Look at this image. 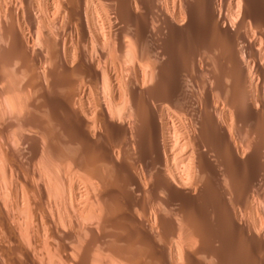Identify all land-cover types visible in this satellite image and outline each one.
Here are the masks:
<instances>
[{"label": "bare ground", "instance_id": "6f19581e", "mask_svg": "<svg viewBox=\"0 0 264 264\" xmlns=\"http://www.w3.org/2000/svg\"><path fill=\"white\" fill-rule=\"evenodd\" d=\"M257 1L0 0V264H264ZM203 23L214 32L209 49L193 53L186 72L175 67L163 102H144V93L125 109L131 99L114 100L123 84L105 70L108 97L101 106L95 95L94 106L101 60L80 42L137 62L135 100L163 71L174 79L173 35L182 43ZM211 76L219 92L210 93L222 92L226 106L200 104L194 80ZM113 131L125 138L118 148L106 145Z\"/></svg>", "mask_w": 264, "mask_h": 264}, {"label": "rangeland", "instance_id": "374dc122", "mask_svg": "<svg viewBox=\"0 0 264 264\" xmlns=\"http://www.w3.org/2000/svg\"><path fill=\"white\" fill-rule=\"evenodd\" d=\"M259 1H260V0H259ZM259 1H257V5H258L259 7H261V8H263V6H264L263 1H262V0H261L262 2H259ZM258 3H259V4H258ZM203 24H204V23H203ZM208 27H210L209 24H204L203 26H201L200 24L197 25V28L192 29V30H194V31L190 30V32L187 33V35H188V34L191 35V34L193 33V36L191 35L192 37L189 36V35H188L187 37H185L186 35H185V36L183 35V36L181 37L182 41H183V39H184V41H185V42L183 41L182 43L180 42V41H181L180 38H179L180 35H179V37L177 36L178 38L176 37L177 34H174V35H173L174 37L172 36V37H173V40H172L171 43L173 44V47H172V44H171V46L168 47V48H170L171 50H170V51L168 50V51H169V53H170V52L172 51V49L175 48V49H177V52H175L176 50L173 49V51L171 52L172 54H169V55H171V57H172V58H171L172 61H169V67L167 68L168 71H169V73H170V77H171L172 75L175 76L174 73H176V75H177V71H179V72H178V75H179V73H181L182 71H183V72H186V70H188V69L190 68V65H191V63H192V60H195V58L197 57V56H195V55L198 53V51H197L198 49H199V50H200L201 48H202V50H203V49L205 50V48H206V49H209V47H210L209 44H211V41L208 40V39H211V40L213 39L212 37L214 36V32H213V36H212V34H211L212 32L210 31L211 29L208 28ZM207 28H208V29H207ZM195 30H196V31H195ZM197 30H198V31H197ZM200 30H201V31H200ZM208 30H209L211 33H210ZM194 32H196L195 35H197V34H198V35H197V36H194ZM206 32H207V33H206ZM203 34H204V36H203ZM205 34H206V35H205ZM208 34H211V35H208ZM200 35H201V36H200ZM207 35H208V37H207ZM202 36H203V37H202ZM205 36H206V39H205ZM209 36H212V37L210 38ZM172 37H171V38H172ZM175 37H176V38H175ZM189 37L192 38V39H190ZM195 37H196V38H195ZM198 37H201V38H199L200 40L198 39ZM174 38H175V40H174ZM187 38H188V39H187ZM176 39H178V40H177L178 42H176ZM189 39L192 40L193 42H191ZM197 39H198V40H197ZM201 39H205V40L203 41V40H201ZM187 40H189V42H187ZM195 40H196V41H199L198 43H199L200 45L197 44V42H195ZM207 40H208V41H207ZM209 41H210V43H209ZM174 42H175V43H174ZM186 42H187V43H186ZM190 42L193 43V44L190 45ZM194 42H195V43H194ZM80 43H81V45H80ZM80 43H79V47H80L81 49H82V48L85 49L86 46H87L86 48L92 46L91 48L87 49V51L89 52V50H90L89 53H90V55H91L92 57H93V54L95 55L96 58L93 57V58H94L93 60H95V63H96V62H99L100 60L103 61V62H106V63H104L105 66H104V64H101V63H102L101 61H100L101 63H100V62H99L98 64L96 63V64H97V65H96L97 68H98V66H99L100 69L98 68L97 79L93 80L92 89H94V88H95V89H94V90L91 89V90H92V93H95V94H92V98L94 97L93 102L95 101V102H94V106H95L97 109L100 107V104H98V101H97L99 95H100L99 100L101 101V102H100V101H99V102L101 103V106H102V104L104 103V101L107 99L106 97H108V94L105 93V92H103V93H104V97H103L104 100H102V99H103V98H102L103 93L101 92L102 86H101L100 84H101L102 82H100V79H101V76H100V75H101L102 72L105 71V70H106L107 72H109V74H112V75H114V77H117V78H118V81H117V78H116V79H115V82H113V84L115 83L114 87H116V85H117L118 83L120 84V85L118 84L119 87L123 84V85L121 86V88L118 89V90H119V91H118V92H119V97L116 96L117 98L115 97L114 100H115V101H118V102L120 101L119 103H120V104H123V103H122L123 100L121 101V99H123V98H121V97H122V96H125V97H126V94L128 95V99H129V98L131 99V100L129 101V103H127L129 106H128V107L126 106L125 109H128L130 106H131L130 108L132 109V108H133L132 106H134V105H131L132 103L135 102V104H138V103L140 102V104H142V103H143V100H144V102H148V103L150 102L151 104H152V103L154 104V102H155V104H157V102H159V103H160V102H163V98H162V97H164V95H166V93L171 89L170 87H173L172 85L174 84V81L177 80V76H178V75L175 76L176 78L174 77V79L172 78V77H173V76H172L171 79H170L168 82H167L166 80H164V81L166 82V86H165V82L163 81V76H164V79H166V71H163L162 73H163L164 75H162V73H161V75H162V76H161V81H160V82H157L158 84L155 82L153 85H150L149 87H147L146 90H148L149 92L151 91V92L149 93V92H147V91L145 90V91L142 92V94H141V93H140V94H136V93H135V94H136V99L134 100V99H132V96H131V95H132V92H134V89H133V88H135V87H134V80H135V79H134L133 77H134V74H135V71H134V70L138 68V66L136 65L137 62H134V63H133V62H131L130 60H127V59L124 60L122 54L120 53V52L123 53V49L121 48V49H122V50H121L119 46H118L115 50L117 51L118 48H119L121 51H118L119 53L116 52V54H114V53L111 54V55H113V56H116L115 58L118 59V61H116V60L114 61L113 59H115V58H114L113 56H112L113 59H110V61H109V58H112V57H111V55H110V57H109V55L107 54V48L105 49L106 51H105L104 54H105V56L108 57V58L104 57V54L99 53V52H100V50H99L100 48L98 47V45H99L98 43H97V44L94 43L96 46L92 45L91 43H90V44L88 43V45H87V44H86V45H85V44H82V42H80ZM174 44H175V46H174ZM176 44H177V46H176ZM183 44H184V45H183ZM90 45H91V46H90ZM189 45H190V46H189ZM194 45H195V46L197 45V46L195 47ZM202 45H204L205 48H204V46H202ZM99 46H100V45H99ZM183 46H185V49H184ZM186 46H188V47H186ZM93 47L96 48V49H95L96 51L93 50V49H94ZM97 47H98V48H97ZM176 47H178V48H180V49H178V48H176ZM197 47H198V48H197ZM195 48H196V50H194ZM182 49H183V50H182ZM187 49H188V51H187ZM85 50H86V49H85ZM92 50H93L94 52H91ZM179 50H180V51H179ZM193 50H194V51H193ZM183 51L185 52V54H184ZM192 51H193V52H192ZM95 52H96V54H98V55H96ZM174 52H175V53H174ZM190 52L192 53V55L190 54ZM196 52H197V53H196ZM177 53H179V54H178V56H179L178 58L176 57V56H177ZM186 53H188V54H186ZM193 53H195V55H193ZM100 54H101V55H100ZM106 54H107L108 56H107ZM173 54H175V57H176V58H173V57H174ZM183 54L185 55V56H183V58H184L185 60H186L185 57H189V58L187 59V61L183 60V58H182V55H183ZM102 55H103V56H102ZM180 57H181L182 59H181ZM193 57H195V58L193 59ZM99 58H103V59H99ZM121 58H122V59H121ZM96 59H97V60H96ZM107 59H108V61H107ZM119 59H121V61H120ZM98 60H99V61H98ZM112 60H113L114 63H112ZM173 60H174V61H173ZM190 60H191V61H190ZM123 61H124V62H123ZM128 61L131 62L130 64H132V65H131L132 67L130 66V64H129ZM118 62H119V63H118ZM120 62H121V63L123 62V63L120 64ZM170 62H172V65H171V66H170V64H171ZM110 63H111V64H110ZM124 63H125V64L127 63V64L125 65ZM106 64H108V66H110V67H111L113 64H115L116 66H115V65L112 66V68H115V70H112V68L108 67ZM134 64H135V65H134ZM117 65H118V66H119V65H120V66L122 65V68H121L120 66L118 67ZM133 65H134V67H133ZM187 65H188L189 67H188ZM123 66H124V67H123ZM126 66H127V68H125ZM129 66H130V67H129ZM101 67H102V68H101ZM105 67H106V68H107V67L110 68V69H109L110 71L108 70V68L105 69ZM117 67H118V69H117ZM128 67H129V68H128ZM135 67H136V68H135ZM173 67H174V68H173ZM175 67L178 69L177 71H175V70H176ZM120 68H121V69H120ZM124 68H125L126 70H124ZM130 68L133 69L132 72H131V69H130ZM172 68H173V69H172ZM187 68H188V69H187ZM169 69H170L171 71H170ZM180 69H181V70H180ZM99 70H100V71H99ZM111 70H112V71H111ZM117 70H118V71H117ZM123 70H124V71H123ZM184 70H185V71H184ZM119 71H121V72H119ZM122 71H123V72H122ZM127 71H128V72H127ZM133 71H134V72H133ZM172 71H174V72H172ZM100 72H101V73H100ZM111 72H112V73H111ZM124 72H125V73H124ZM171 72H172L173 74H171ZM113 73H114V74H113ZM119 73H120V74H119ZM133 73H134V74H133ZM115 74H116V75H115ZM118 74H119V75H118ZM121 74L124 75L123 78L125 77V75H126V77H127V75H129V74H130V75L128 76L129 78H124V79H123V78L121 77ZM131 74H132V75H131ZM117 75H118V76H117ZM119 76H120V77H119ZM99 77H100V78H99ZM211 77H212V76H211ZM211 77H210L209 79H211ZM213 77H214L215 80L217 79L216 76H213ZM213 77H212V79L209 80V81H208V77H206L208 83H207L205 77H202V79H200V81H199L198 79L194 80V83H195L196 88H197V92L200 93V95L198 94L197 97H200V98H198V99H199L201 102H200L199 100H198V101L200 102V104L203 103V104L205 105L204 102H206V100H207V101H208V100H211V98H213V99H215V100L217 99L216 104H218V106L221 108L222 105H223V106H226V105H225V95H224L222 92H220L222 96H220V94L217 93V92H219V89L217 90V88H218V81H217V80H218V79L216 80V82H214V81H213V80H214ZM120 78H122L123 80L120 79ZM119 79H120L121 81H120ZM125 79H126V81H124ZM133 79H134V80H133ZM138 79H139V78H138ZM138 79H137V80H138ZM140 79H141V78H140ZM203 79H204L205 81H204ZM101 80H102V79H101ZM128 80H129L130 82H129ZM141 80H142V79H141ZM171 80H172V82H171ZM173 80H174V81H173ZM94 81H95V82H94ZM116 81H117L118 83H116ZM119 81H120V82H119ZM138 81H139V80H138ZM197 81H199V82H197ZM201 81H202V82L204 81V85H203V83H202ZM210 81H212V82H211L212 84L209 83ZM124 82H125V83H124ZM126 82H128V83L126 84ZM162 82H163V83H162ZM205 82H206V83H205ZM121 83H122V84H121ZM159 83H161L162 85H160ZM167 83H169V86H167ZM198 83H200V84H199L200 86H199V85L197 86ZM214 83H215V84H214ZM216 83H217V84H216ZM97 84H98V85H97ZM102 84H103V83H102ZM128 84H129V85H128ZM130 84H133V85L130 86ZM205 84H208V85H205ZM125 85H127V87H128V86H129V87L126 88ZM154 85H155L156 87H155ZM163 85H164V86H163ZM201 85L205 86V88H206V86H207V88H206V89H205V88H202L203 86H201ZM209 85L212 86V87H210ZM100 86H101V87H100ZM153 86H154V87H153ZM157 86H158V87H157ZM213 86H215V87H213ZM93 87H94V88H93ZM96 87L99 88V89H97ZM119 87H118V88H119ZM123 87H125V88H123ZM130 87H131V88H130ZM152 87H153V88H152ZM166 87H169V90H168V88L165 89ZM198 87H200V89L202 88V90H203V89H205V90H203V92H202V90H201V91H200V89L198 90ZM100 88H101V89H100ZM129 88L131 89L132 92L130 91ZM150 88H152L153 91H155V92H153L152 89H150ZM156 88H158V89H156ZM161 88L165 89V91H167V92L163 91ZM103 89H104V88H103ZM103 89H102V90H103ZM121 89L124 90V95L122 94L123 91H122ZM125 89H127V93L125 92V91H126ZM209 89H210V90H209ZM96 90H99L102 94H100V92H99V91H96ZM135 90H136V89H135ZM211 90H212V91H214V90L217 91V92H215V93H217V95L213 94L214 92H212V94L215 96V98H214V96H211V95H212V94L210 93ZM95 91L98 92V93L96 94ZM104 91H105V90H104ZM156 91H157V93H156ZM158 91H161L162 93H160V92H158ZM206 91L209 92V93H207ZM120 92H121V93H120ZM144 93H146L147 95H145ZM148 93H149V94H148ZM153 93H155L156 95L160 94V96H156V95L153 94ZM202 93H203V95H204V93H205L206 95H204V96L202 97ZM105 94H107V95H105ZM143 94H144V96H146V97H144ZM93 95H94V96H93ZM95 95H97L98 97L95 96ZM148 95H149V96H148ZM152 95H153V96H152ZM162 95H163V96H162ZM223 95H224V96H223ZM105 96H106V97H105ZM138 96H140V97H138ZM161 96H162V97H161ZM208 96H209V97H208ZM218 96H220V97H218ZM143 97L146 98V99H143ZM159 97H160V98H159ZM205 97H207V98H205ZM216 97L221 98V100H222L223 103L220 102L221 100H218V98H216ZM223 97H224V98H223ZM126 98H127V97H126ZM126 98H124V101H125ZM141 98H142L143 100H142ZM203 98H204V99H203ZM209 98H210V99H209ZM222 98H223L224 100H223ZM116 99H117V100H116ZM147 99H149V100L152 99V101H149V100H147ZM153 99H154V100H153ZM157 99H158V100H157ZM160 99H161V100H160ZM114 100H113V101H114ZM133 100H134V101H133ZM136 100H137V101H136ZM140 100H141L142 102H141ZM203 100H204V102H203ZM215 100H211V102H210V101H208V102H209L210 104H213V103L215 104ZM115 101H114V102H115ZM131 101H132V103H131ZM153 101H154V102H153ZM164 101H165V100H164ZM218 101H219V102H218ZM118 102H117V103L115 102V103L118 104ZM217 102H218V103H217ZM96 103H97V104H96ZM140 104H139V105H140ZM203 104H201V105H203ZM96 105H97V106H96ZM204 105H203V106H204ZM125 109H124V110H125ZM131 109H130V110H131ZM124 112H126V114L123 113L124 116L127 115V117H128V113H129L130 111H129V110H127V111L125 110ZM124 118H125V117H124ZM136 119H137V118H135V120H136ZM125 120L127 121L126 118H125ZM135 122H136V121H135ZM126 123H128V121H127ZM135 124H136V123H135ZM145 133H146V134H145ZM143 134H144V135H143V137H144V142L146 143V142L148 141L147 139H149V137H148V133H147V132H143ZM146 137H148V138H146ZM123 138H124V135L122 134V132L120 133L119 131H118V132H117V131H116V132L113 131V132L108 136L106 145L109 146V147H112V148H118V145H121L122 143H124L123 140H124L125 138H124V139H123ZM203 138H204V137H203ZM126 139H127V138H126ZM207 139H208V138H207V136H206V138L203 140V142H204V143L206 142L205 144H206L207 146H205V147H208V151L211 152L212 150H214V148H213L212 146H210V149H209V141H208ZM146 140H147V141H146ZM115 141H116V142H115ZM220 141H221V140H219V142H220ZM105 142H106V140H105ZM220 143H222V142H220ZM220 143H219V144H220ZM205 144H204V145H205ZM222 144H223V143H222ZM219 146L221 147V144H220ZM221 149L224 151V147H223V146H222V148H219V147L217 148L218 152H220V154H221V156L218 155V157H220V160H221V162H222V158H221V157H223V156H222V152H223V151L221 152ZM206 150H207V149H206ZM215 151H216V150H215ZM212 152H213V151H212ZM137 156L139 157V154H138ZM200 156H201V155H200ZM200 156H198V160H199V162H198V160H197V162L200 163L199 165L201 166V165H202V162H200V159L202 158V156H201V157H200ZM199 157H200V158H199ZM149 158H150V159H153V157H149ZM150 159H148V160L151 161ZM154 160H155V159H154ZM154 160L151 161V164H152V162H153ZM201 160H202V159H201ZM149 161H148V162H149ZM201 169H203L202 166H201ZM203 170H204V169H203ZM200 206L202 207V204H200Z\"/></svg>", "mask_w": 264, "mask_h": 264}]
</instances>
